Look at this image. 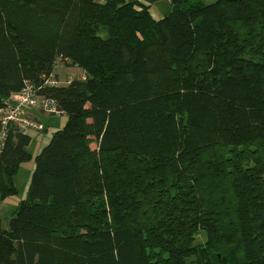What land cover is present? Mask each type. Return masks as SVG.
<instances>
[{"label": "trees", "instance_id": "obj_1", "mask_svg": "<svg viewBox=\"0 0 264 264\" xmlns=\"http://www.w3.org/2000/svg\"><path fill=\"white\" fill-rule=\"evenodd\" d=\"M143 1L0 0V111L30 87L66 118L0 264H264V0ZM30 134L0 123L1 200Z\"/></svg>", "mask_w": 264, "mask_h": 264}, {"label": "rangeland", "instance_id": "obj_2", "mask_svg": "<svg viewBox=\"0 0 264 264\" xmlns=\"http://www.w3.org/2000/svg\"><path fill=\"white\" fill-rule=\"evenodd\" d=\"M201 3L204 5H208L213 3L216 0H200ZM160 4L157 5L159 7H163L164 10H166V13H169L171 10V6L169 3H166L165 1L159 2ZM68 69L64 65H59L55 68V72L59 73V77L61 82L65 81V78L67 77H80L82 75H79V71H71L73 72V75H67ZM39 119L43 123L44 129L40 132L31 133V143L27 149L28 153L31 156V159L29 162L24 163L20 166L15 179H14V185L17 189V194L14 197L7 198L5 200L0 199V223H1V229L4 231H8L9 229V222L11 220V215L16 210L17 206L24 201L27 198V190L30 180V175L33 172L34 169V158L36 155L41 151V149L48 144L50 137L54 131L57 129H60L64 126L66 123V118L61 117H49L46 115L38 114ZM205 242V235L203 232L199 233L197 238L194 241V245H202Z\"/></svg>", "mask_w": 264, "mask_h": 264}, {"label": "built area", "instance_id": "obj_3", "mask_svg": "<svg viewBox=\"0 0 264 264\" xmlns=\"http://www.w3.org/2000/svg\"><path fill=\"white\" fill-rule=\"evenodd\" d=\"M46 84L49 86L59 85L58 82L52 80L46 81ZM28 110L46 116L60 114L53 100L37 96L30 87H26L7 101L5 108L0 111V123L3 127L9 124L13 125L23 134L36 133L42 129V125L28 115ZM3 140L4 135H0V145Z\"/></svg>", "mask_w": 264, "mask_h": 264}, {"label": "crops", "instance_id": "obj_4", "mask_svg": "<svg viewBox=\"0 0 264 264\" xmlns=\"http://www.w3.org/2000/svg\"><path fill=\"white\" fill-rule=\"evenodd\" d=\"M98 1L99 2H103L104 0H98ZM163 1H165L166 3H169L170 4V0H163ZM138 2L140 4H142V5H144V6H147V3H145L143 0H138ZM159 4L160 3L158 2V3H156V4H154V5H152L150 7V11L152 12L151 15H152L153 18L163 17L164 15L167 14L166 13L167 11L164 10L163 7L161 8V7L157 6ZM66 70L68 71V74L67 75H70V74L73 75V72H71V71H79V75H82L83 74L79 69H76V68H68ZM54 74L59 77V75H58L59 73H57V72L54 71ZM59 79H60V77H59ZM30 114H32L35 117H38V119H39L38 113L36 111L30 110Z\"/></svg>", "mask_w": 264, "mask_h": 264}]
</instances>
